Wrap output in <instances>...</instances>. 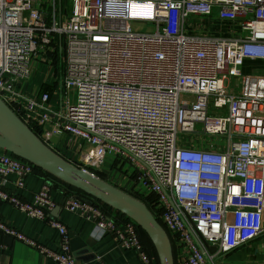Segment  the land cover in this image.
Instances as JSON below:
<instances>
[{
    "label": "built area",
    "instance_id": "2783aa9c",
    "mask_svg": "<svg viewBox=\"0 0 264 264\" xmlns=\"http://www.w3.org/2000/svg\"><path fill=\"white\" fill-rule=\"evenodd\" d=\"M58 3L59 8L57 0H0L4 104L56 153L51 136L66 134L79 169L104 175L140 201L154 195L149 210L172 239L175 264H207V251L195 239L216 248L209 256L213 264L255 241L262 246L264 74L244 75L241 67L245 61L264 62V0ZM212 15L235 24L236 33L184 30L186 19ZM40 65L52 69L56 88L59 83L58 109L51 107L49 93L36 99L22 91ZM228 78L236 85L230 94ZM210 103L224 115L210 114ZM34 172L2 150L0 202L45 221L58 233V247L39 244L1 218L0 234L56 264H84L71 252L66 226L50 216L57 204L49 184L31 202L5 189L9 176L22 189ZM63 208L92 221L98 236L112 234L121 248L136 254L138 264H157L133 222H121L114 212L82 204L74 195ZM260 255L248 252L254 258L248 264H264Z\"/></svg>",
    "mask_w": 264,
    "mask_h": 264
},
{
    "label": "crops",
    "instance_id": "0c3cea01",
    "mask_svg": "<svg viewBox=\"0 0 264 264\" xmlns=\"http://www.w3.org/2000/svg\"><path fill=\"white\" fill-rule=\"evenodd\" d=\"M184 30L188 33H200L212 36H229L236 32V25L222 22L212 15L206 18L191 17L184 21ZM263 61H245L241 67V72L245 75L264 74L261 69ZM38 66L31 77V81L22 86L25 95L36 99L42 93H49L50 104L53 109L60 108V91L53 81H50L52 69L48 66ZM52 87V88H51ZM69 137L62 134L56 144L58 154L73 164L77 162V155L74 148L68 147ZM2 150L0 149V154ZM17 177L11 175L8 177L5 189L11 194L16 195L22 201L31 202L34 194L45 184L51 186V196L58 203L65 198H69L70 193L66 188L58 183H53L44 175L34 172L28 175L24 180V187L17 189L15 187ZM75 196V194H73ZM56 205V206H57ZM0 218L8 226L24 234L49 248H57L60 242L58 233L49 227L45 221H40L19 212L12 206L0 202ZM53 218V217H52ZM63 223L69 232V245L73 255L77 260L84 264H138L137 256L134 252L121 248L116 238L105 233L98 236L94 229V224L90 220H85L77 213H72L64 208L54 218ZM264 241V238H263ZM260 240L253 242L250 248L257 247ZM246 250V251H245ZM248 247H241L225 255V257L241 258L245 264L251 263L254 258L248 257ZM259 259V258H258ZM262 260V259H260ZM0 264H56L43 258L36 250L24 245L21 242L13 240L8 236L0 234ZM217 264H224L217 262Z\"/></svg>",
    "mask_w": 264,
    "mask_h": 264
},
{
    "label": "water",
    "instance_id": "95a60500",
    "mask_svg": "<svg viewBox=\"0 0 264 264\" xmlns=\"http://www.w3.org/2000/svg\"><path fill=\"white\" fill-rule=\"evenodd\" d=\"M59 137V134H54L49 141L57 144ZM0 149L128 218L150 241L158 264H175L173 247L167 232L142 201L107 181L79 169L60 154L50 149L1 99ZM67 200L68 198L63 197L51 211L50 216L56 218ZM75 200L82 204L93 205L91 200L80 195H76ZM195 243L201 251L204 252L203 247L206 249L205 259L207 264H213L209 256L215 253L216 248L207 246L203 240H201L202 245L196 239ZM73 256L77 260L76 256Z\"/></svg>",
    "mask_w": 264,
    "mask_h": 264
},
{
    "label": "trees",
    "instance_id": "16d2710c",
    "mask_svg": "<svg viewBox=\"0 0 264 264\" xmlns=\"http://www.w3.org/2000/svg\"><path fill=\"white\" fill-rule=\"evenodd\" d=\"M34 171L44 175L48 180L52 181L53 183H58V184L63 185L66 188V190H68L70 193L75 194V196L76 195H80V196H83L84 198H87V199L91 200L93 202V204H96V205L100 206L107 214H109L110 212H114L115 216L119 219V221H121V222L131 221L128 218H126L123 215H121L120 213H118V212L110 209L109 207L105 206L104 204H102V203H100L98 201L90 199L89 197L85 196L83 193H81V192H79V191H77V190H75V189H73L71 187H68L67 185L55 180L54 178L50 177L49 175L43 173L42 171H40V170H38L36 168H34ZM98 177L103 179V180H105V178L101 174H99ZM73 194H70V195H73ZM154 200H155V196L151 194L147 198L142 199V202L147 206L148 209H151L150 208V204L153 203ZM137 229H138L139 237H140V240H141V243H142L144 249L147 251V253H149V255L154 257V259L156 260V262L158 264V260H157L155 251H154L150 241L147 239V237L142 233V231L139 228H137ZM169 238H170V236H169ZM170 241L172 243V239L171 238H170ZM173 253H174V249H173ZM174 259H175V257H174Z\"/></svg>",
    "mask_w": 264,
    "mask_h": 264
},
{
    "label": "rangeland",
    "instance_id": "374dc122",
    "mask_svg": "<svg viewBox=\"0 0 264 264\" xmlns=\"http://www.w3.org/2000/svg\"><path fill=\"white\" fill-rule=\"evenodd\" d=\"M64 5V4H63ZM69 6V4H68ZM57 8H59V3H58V0H57V5H56ZM44 65H40V67H42ZM39 67V68H40ZM261 69L262 71H264V63L261 64ZM264 73V72H263ZM243 74V73H242ZM245 75V74H244ZM33 76V75H32ZM32 80V79H31ZM30 80V81H31ZM29 81V82H30ZM50 81H53V77L52 75H50ZM234 80H231V79H227L225 80L224 82V86L226 87V93L227 94H230V92H233V89L236 90V85L234 84L233 86H231L232 83ZM59 84V83H58ZM26 84H24L25 86ZM52 88V87H51ZM233 88V89H232ZM209 113L210 114H213V115H224V110L223 109H215L214 105L212 103H210V108H209ZM75 150V149H74ZM76 154V152H75ZM114 160V158L112 157H108L107 158V162L111 163L112 161ZM77 163V162H76ZM128 165H126L125 167H127ZM132 171V170H131ZM103 177H105L103 175ZM261 247L263 248L264 247V244L261 246V242L258 243V246L257 247H254V248H248L247 252L251 253L252 255L256 254V255H259V254H262L260 255L262 258H264V251H262ZM246 251V250H245ZM217 262H223L224 264H245L243 262V260L241 258H236V257H232L231 259L229 257H225L224 255H221V256H218L216 258V263Z\"/></svg>",
    "mask_w": 264,
    "mask_h": 264
}]
</instances>
